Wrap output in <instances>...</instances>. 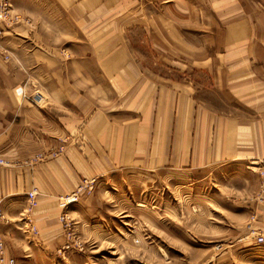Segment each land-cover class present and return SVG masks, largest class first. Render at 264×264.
<instances>
[{"label":"crops","instance_id":"obj_1","mask_svg":"<svg viewBox=\"0 0 264 264\" xmlns=\"http://www.w3.org/2000/svg\"><path fill=\"white\" fill-rule=\"evenodd\" d=\"M184 1L11 0L20 21L0 40V211L8 218L17 210V218H25V222L16 224L19 230L9 226L8 220L0 222V231L7 236L10 247L13 242L7 233L11 229L23 248H52L61 242V232L53 223L64 209L62 197L73 193L86 174H104L105 169L127 162H100L94 159L95 153H82L83 148L111 147L104 136L123 132L129 140L130 133L151 127L156 162L163 168L167 164L179 168L184 155L178 154L177 126L172 124L176 118L174 107L177 94L182 106L194 102L195 87L191 81L163 75L156 66L158 61L160 67L166 64V69L169 66L173 70L174 63L188 62V41L181 25L186 24L188 16ZM217 1L214 8L223 4L222 14L227 20L212 39L215 45L228 44L225 55L235 63L229 65L232 67L227 81L223 79L226 75L216 77L213 93L224 101L230 98L238 112L234 110L233 118L217 113L211 121L200 120L201 131H210L203 128L210 125L219 129V148L214 155L210 153L211 159L219 157L225 146L226 126H234L233 130L250 127L249 138L255 140L251 150H264V0ZM161 10V15L154 13ZM189 15L199 16V10L189 9ZM161 17L165 22L169 17L176 18L178 27L155 26ZM141 35L146 36L143 45L150 43L160 53L148 67L135 53L146 49L139 46ZM196 48V61L206 64L210 59ZM114 53L117 55L111 57ZM213 58L216 65L217 59ZM225 83L230 84L229 89L223 87ZM39 91L46 94L43 105ZM24 94L40 95L38 105ZM209 94L211 91H203L202 101L205 97L208 100ZM154 98L158 103L153 102ZM159 102L164 104L162 110ZM156 114L164 115V121H159ZM145 119L148 123L151 120L150 127L144 124ZM157 129L163 132L158 135ZM87 133L96 134L104 145L90 144L89 138L84 142L81 135ZM143 139L138 138L137 146H147ZM135 146L128 143L122 147ZM60 149L63 151L52 157ZM191 155L188 152L185 159L191 160ZM128 161L148 162L140 158ZM33 190L39 194V202L28 212V192ZM69 208L73 213L87 214L80 203ZM33 225L38 227V234Z\"/></svg>","mask_w":264,"mask_h":264},{"label":"rangeland","instance_id":"obj_2","mask_svg":"<svg viewBox=\"0 0 264 264\" xmlns=\"http://www.w3.org/2000/svg\"><path fill=\"white\" fill-rule=\"evenodd\" d=\"M216 1H184L188 16L186 24L181 25L188 41V62L183 61L184 65L174 63V69L170 70L169 66L166 69V64L160 67L157 61L156 68L159 72L162 70L163 75L168 73L167 77L191 81L195 87L192 92L194 102L189 101L191 104L185 105L187 109L184 111L181 107L185 106L176 93V118L172 124L177 126L178 154L184 155L179 168H172L171 164L163 168L162 163L156 162L150 142L153 132L151 120L148 123L145 119L144 123L150 129L130 133L129 140L123 132L109 134L107 138L104 136L103 140L107 139L106 143L111 147L83 148L82 153L85 156L95 153L94 159L99 161L126 159L127 162L112 170L105 169L104 174L95 171L85 175L79 185L85 180L97 179L95 186L83 190L77 202L87 209V214L73 213L72 208V211L70 208L67 211L63 207L53 223L54 228L61 232V242L52 248H23L20 245L23 242L16 240L19 236L12 229L7 233L13 242L11 248L7 236L0 231L2 240L6 242L7 257V261H0V264H7L12 257L15 264H264V245H257L255 241L256 236L264 234V150H251L255 140L249 138L250 127L233 130L234 126H226L227 141L219 152L223 157L211 159L210 153L214 155L219 148V129L210 125L203 127L210 131H201V119L211 121L217 113L228 119L234 117V110L238 112L230 98L224 101L221 95L216 97L213 93L216 77L226 75L227 78L223 79L227 81L232 67L229 65L235 63L225 55L228 44L226 47L215 45L212 39L218 33L217 28L227 20V15L222 14L225 6L222 4L215 9ZM192 8L199 10V16L189 15ZM154 13L161 15L162 10ZM175 20L169 17L165 22L164 18H157L155 26L171 24L178 27ZM143 37L146 36L141 35L139 46L146 49H137L135 53L148 67V63L155 62L160 53L151 48L150 43L143 45ZM196 47L204 51L205 59H210L206 64L196 61ZM214 56L218 62L216 65L212 61ZM225 85L223 87L228 88L230 84ZM203 91H211L208 100L205 97L202 101ZM39 93L43 98L40 105H43L47 102L46 94ZM154 95L155 98L158 96ZM155 98L153 102L158 103ZM163 106L159 102V109L162 110ZM145 108L149 107L145 105ZM156 115L159 121H164V115ZM156 132L159 135L163 130L157 129ZM81 137L84 142L89 138L90 144L104 145L96 134L87 133ZM139 137L144 138L146 147L137 146ZM158 142L161 143L160 140ZM128 143L136 146L122 147ZM119 145L122 146L117 147ZM188 152L192 153L191 160L185 159ZM206 154L208 157L204 156ZM139 158L148 162L128 161ZM16 211L8 218L5 214L0 216V222L8 220L9 226L21 229L16 224L25 222V218H17ZM26 211L31 212L32 209ZM64 211L69 212L73 225L70 233L61 224L60 216ZM33 227L38 234V227Z\"/></svg>","mask_w":264,"mask_h":264},{"label":"built area","instance_id":"obj_3","mask_svg":"<svg viewBox=\"0 0 264 264\" xmlns=\"http://www.w3.org/2000/svg\"><path fill=\"white\" fill-rule=\"evenodd\" d=\"M19 16L16 14L13 10V4L11 0H0V39L4 37V34L8 29L11 27L15 26L16 24L19 23ZM8 57V56H6ZM24 96L32 100L33 102H36L39 100L40 95H33V96H28L24 94ZM63 149H60L56 153H54V157L62 152ZM95 184V180H85L82 185L79 186L78 190L73 191V193L67 195L66 197H63V207L67 210L69 209L68 207L73 204V202L77 201L80 198V192H82L83 189L86 187H93ZM37 195L38 193L36 190L29 192V204L30 207H35L38 204L37 201ZM0 216H3V212L0 211ZM61 224H63L64 229L66 231L71 232L73 230V225L71 223L70 217L68 215L67 211H64L63 214L60 216ZM33 230L36 232L37 229L33 227ZM255 241L257 245H264V234H259L256 236ZM5 242L2 240L0 236V261L4 262L7 260V257H5ZM0 262V263H1ZM16 260L14 257L9 259V262L7 264H15Z\"/></svg>","mask_w":264,"mask_h":264},{"label":"bare ground","instance_id":"obj_4","mask_svg":"<svg viewBox=\"0 0 264 264\" xmlns=\"http://www.w3.org/2000/svg\"><path fill=\"white\" fill-rule=\"evenodd\" d=\"M7 58H8V57H7ZM25 98H26V97H25ZM30 101H31L34 105H38V103H39L38 101H36V102H33L32 100H30ZM93 179L97 182V179H96V178H93ZM93 179L91 178V179H89V180H93ZM89 180H88V181H89ZM79 186H80V185H79ZM79 186L77 187L76 190H78ZM94 186H95V185H94ZM83 190H84V189H83ZM83 190H82V192H83ZM33 191H34V190H33ZM74 191H75V190H74ZM30 192H31V191H30ZM36 192H37V191H36ZM82 192H80V194H81ZM28 193H29V192H28ZM66 196H67V195H66ZM66 196H63V197H66ZM63 197H62V200H63ZM28 198H29V194H28ZM36 198H37V201H38V195H37ZM78 201H79V199H78L77 201L73 202V203H77ZM38 202H39V201H38ZM37 205H38V204H37ZM37 205H36V206H37ZM29 206H30V204H29ZM70 206H71V205H70ZM70 206H69V207H70ZM69 207H68V208H69ZM30 208H34V207H30ZM68 210H69V209H67V211H68ZM62 214H63V213H62ZM62 214H61V215H62ZM68 215H69V212H68ZM5 246H6V242H5ZM5 261H7V260H5ZM8 262H9V261H8Z\"/></svg>","mask_w":264,"mask_h":264}]
</instances>
